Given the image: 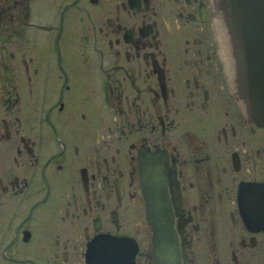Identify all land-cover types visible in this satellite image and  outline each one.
Masks as SVG:
<instances>
[{
  "label": "flooded vegetation",
  "instance_id": "af4514ba",
  "mask_svg": "<svg viewBox=\"0 0 264 264\" xmlns=\"http://www.w3.org/2000/svg\"><path fill=\"white\" fill-rule=\"evenodd\" d=\"M217 2L0 0V264H264Z\"/></svg>",
  "mask_w": 264,
  "mask_h": 264
},
{
  "label": "water",
  "instance_id": "95a60500",
  "mask_svg": "<svg viewBox=\"0 0 264 264\" xmlns=\"http://www.w3.org/2000/svg\"><path fill=\"white\" fill-rule=\"evenodd\" d=\"M218 4L235 51L247 63L242 62V73L238 72L241 99L256 122L264 120V0H220ZM245 19L253 24H246Z\"/></svg>",
  "mask_w": 264,
  "mask_h": 264
},
{
  "label": "bare ground",
  "instance_id": "6f19581e",
  "mask_svg": "<svg viewBox=\"0 0 264 264\" xmlns=\"http://www.w3.org/2000/svg\"><path fill=\"white\" fill-rule=\"evenodd\" d=\"M218 1H220V0H218ZM136 10H137V9H136ZM221 25H222V24H221ZM227 30H228V29H227ZM227 30H226V31H227ZM219 33H220V32H219ZM228 33H229V32H228ZM220 34H221V33H220ZM228 36H230V35L228 34ZM226 38H227V37H226ZM227 40H228V39H227ZM230 40H231V44H232V51L234 52L233 55L235 56L234 60H235L236 63H237V70H238L239 73H240V72L242 73V68H243V67H242V62H243L244 65H246L247 63L244 61V59H243V57H242V53L239 52L240 55H241V56H240V55H238V54H239L238 51H237V52L235 51L236 49H235V46H234V43H233V41H232V37H231V36H230ZM236 44H237V43H236ZM230 46H231V45H230ZM237 46H238V45H237ZM225 48H226V47H225ZM239 49H240V46H239ZM226 51H227V50H226ZM261 51H264V49H262ZM228 52H229V51H228ZM254 54L257 55L256 53H254ZM2 56H3V55H2ZM4 61H5V60H4ZM231 61H232V60H231ZM233 62H234V61H233ZM238 66H240V67H238ZM232 69H233V68H232ZM240 69H241V70H240ZM244 69H246V68L244 67ZM238 72H237V77H238V78H237V81H238V84H240V82H239V80H240V76H239V73H238ZM234 73H236V72H234ZM234 73H233V74H234ZM241 75H243V74H241ZM237 88H238V87H237ZM244 104H245V103H244ZM242 110H243V109H242ZM245 112H246V114H247V116H248V119H250V120L254 121L255 123H257V122H256V119H255L253 116L251 117V116L247 113V111H245ZM259 123L264 124V120H261V121L259 120ZM150 154H151V153H150ZM144 156H145V155H144ZM165 158H166V157H165ZM165 158H164V159H165ZM164 162H165V161H164ZM154 165H155V164H154ZM153 168H155V166H154ZM153 168H152V169H153ZM157 170H158V169H157ZM141 174H142V173H141ZM155 175H158V174H155ZM158 176H159V175H158ZM158 176H157V177H158ZM154 178H155V176H154ZM158 178H160V176H159ZM156 179H157V178H156ZM151 180H152V179H151ZM151 180H149L148 182H150ZM144 183L146 184V182L143 181V184H144ZM147 185H148V183H147ZM252 185H253V184H252ZM144 186H145V185H144ZM152 186H153V185H152ZM145 187H146V186H145ZM147 187H148V186H147ZM149 187H150V185H149ZM149 187H148V188H149ZM248 188H249V186H248ZM251 188H252V187H251ZM253 188H254V186H253ZM260 188H262V187H260ZM143 189H145V188H143ZM147 190H148V189H147ZM149 190H151V189H149ZM143 191H144V190H143ZM240 191H242V190H240ZM149 192H150V191H149ZM151 193H152V192H151ZM153 193H154V192H153ZM143 194H145V193H143ZM156 194H157V193H156ZM149 195H151V196H155V193H154L153 195H152V194H149ZM158 195H159V194H158ZM238 195H239V194H238ZM151 196H150V197H151ZM158 197H159V196H158ZM238 197H239V196H238ZM155 198H156V197H155ZM159 199H160V198H159ZM246 201H247V200H246ZM166 202H167V201H166ZM250 205H251V204H250ZM168 206H169V205H168ZM152 209H153V208H152ZM165 210H167V209H165ZM249 210H250V209H249ZM249 210H248V211H249ZM157 212H158V211H157ZM167 212H168V210H167ZM167 212H166V213H167ZM166 213H165V214H166ZM240 213H241V212H240ZM149 215H150V214H149ZM153 217H154V216H153ZM163 217H165V216L163 215ZM166 217L168 218V214H167ZM158 218H160V217H158ZM163 219H164V218H163ZM245 219H246V218H245ZM248 219H249V218H248ZM254 219H255V218H254ZM260 219H261V218H260ZM164 220H166V219H164ZM151 222H152V220H151ZM243 223H244V222H243ZM151 224H153V222H152ZM245 224H246V223H245ZM263 227H264V226H263ZM172 229H173V228H172ZM157 234H158V233H157ZM159 234H160V233H159ZM162 236H163V234H162ZM89 252H90V251H89ZM91 253H92V252H91ZM91 253H90V254H91ZM88 256H89V255H88ZM90 260H92L91 257H90ZM90 263H92V262H90Z\"/></svg>",
  "mask_w": 264,
  "mask_h": 264
}]
</instances>
